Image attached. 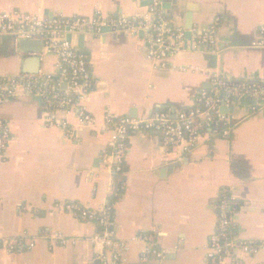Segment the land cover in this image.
Masks as SVG:
<instances>
[{"label": "crops", "instance_id": "0c3cea01", "mask_svg": "<svg viewBox=\"0 0 264 264\" xmlns=\"http://www.w3.org/2000/svg\"><path fill=\"white\" fill-rule=\"evenodd\" d=\"M152 4L153 0H0V13L92 17L100 10L111 19L143 18ZM154 13V20L162 17L173 29H185L187 41L191 29L214 26L213 42L197 47H189V42L163 64L148 57L143 32L82 28L66 34L87 58L91 89L84 103L97 126H79L73 113L68 119L75 128L69 134L46 123L41 97L0 101V121L10 128L7 158L0 160V264H101L102 249L93 240L98 226L67 211L69 202L95 210L111 206L110 228L118 238L151 234L163 252L161 259L144 262V242H132L123 264H213L207 245L218 225L217 205L224 191L236 198L229 215L232 234L264 241V108L257 100L237 99L223 106L228 120L218 127H228L229 134L207 129L190 149L165 146L155 132L132 135L123 171L113 170L109 159L115 147L112 129L104 123L107 113L143 118L169 109L176 114L211 87L214 75L264 80V48L256 46L264 25V0H164ZM40 40L41 52H33L12 35L1 38L0 78L51 74L58 80L59 60ZM56 233L70 241L61 244ZM19 239L25 249L8 251L7 244ZM31 242L35 245L28 249ZM234 256L223 264H264V248L255 256Z\"/></svg>", "mask_w": 264, "mask_h": 264}, {"label": "built area", "instance_id": "2783aa9c", "mask_svg": "<svg viewBox=\"0 0 264 264\" xmlns=\"http://www.w3.org/2000/svg\"><path fill=\"white\" fill-rule=\"evenodd\" d=\"M164 0H153L150 13L143 18H129L121 16L117 19L107 18L100 10L92 17H56L49 18L39 13H26L20 10L0 13V39L5 35H12L16 39H42L47 50L55 54L59 60L57 76L31 75L24 80L16 78H0V101L17 96L41 97L46 108V123L50 126H60L71 134L74 126L68 117L76 113L79 126H97V120L85 105L86 95L91 89V72L84 54L75 50L72 42L66 38L67 33L79 31L82 28L92 29L100 33L104 28L115 32L137 35L143 32L149 43L148 57L158 63L166 62L176 52L189 47L207 45L213 42L214 26L198 31H190V40L186 39V30L173 29L168 20L159 17L152 18L156 8ZM256 46L264 48V25L259 29ZM65 84V88L61 87ZM237 99L257 100L264 108V80L250 82L247 80H233L214 75L211 87L200 91L195 97L194 104L174 114L171 110H160L143 118L131 116H115L107 113L104 123L112 129V143L115 153L112 160L114 171H123L124 163L129 151V140L132 135L144 131L155 132L160 135L165 146L174 145L185 150L196 146L207 129L212 134H229L228 127L221 130L218 124L228 120V115L221 111L223 106H231ZM60 114L62 116H60ZM10 128L7 122L0 121V160L7 158ZM236 202L235 196L224 191L218 202V225L210 237L207 245L208 261L213 264H223L227 259H236V254L247 256L257 255L264 248V241L246 240L232 234L230 212ZM64 208L77 213L83 220L95 223L99 233L95 242L102 249L101 264H123L124 254L129 250L132 242H144L141 260L163 257L151 234L141 233L130 240L121 239L110 228L112 221V207L105 210L91 209L79 202L66 203ZM61 244H67L70 239L63 234H54ZM76 243L75 240H72ZM35 243L31 242L28 249ZM8 251H23L24 243L21 239L7 244ZM27 249V248H26Z\"/></svg>", "mask_w": 264, "mask_h": 264}, {"label": "water", "instance_id": "95a60500", "mask_svg": "<svg viewBox=\"0 0 264 264\" xmlns=\"http://www.w3.org/2000/svg\"><path fill=\"white\" fill-rule=\"evenodd\" d=\"M152 16H155V13H152ZM191 27L192 24L189 20L187 24V28L189 29ZM187 38H190V32H187ZM19 42L21 47H26V48L32 47L30 51L33 52H41V48L43 46V42L40 39H21ZM211 59L215 60V56H213Z\"/></svg>", "mask_w": 264, "mask_h": 264}, {"label": "trees", "instance_id": "16d2710c", "mask_svg": "<svg viewBox=\"0 0 264 264\" xmlns=\"http://www.w3.org/2000/svg\"><path fill=\"white\" fill-rule=\"evenodd\" d=\"M119 174V173H118Z\"/></svg>", "mask_w": 264, "mask_h": 264}]
</instances>
